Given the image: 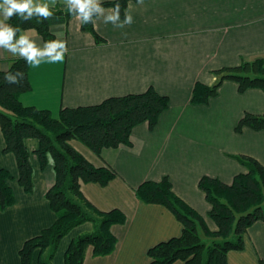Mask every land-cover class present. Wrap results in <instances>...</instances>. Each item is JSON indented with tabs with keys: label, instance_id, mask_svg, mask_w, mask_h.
<instances>
[{
	"label": "crops",
	"instance_id": "crops-1",
	"mask_svg": "<svg viewBox=\"0 0 264 264\" xmlns=\"http://www.w3.org/2000/svg\"><path fill=\"white\" fill-rule=\"evenodd\" d=\"M40 2L49 3L50 9L67 8L66 0H55V6L50 0ZM104 9L107 15L112 8ZM129 12L133 23L123 28L96 16L93 27L99 41L81 30L75 16L53 26L54 40L67 42L64 59L29 65L31 90L20 97L25 106L47 110L54 117L63 108L93 106L148 88L169 99L168 109L153 130L145 123L132 130L130 147L103 149L95 155L81 143L70 142L94 167L111 168L116 173L106 186L81 184L84 198L100 212L117 209L125 216L123 224L110 228L117 241L114 251L98 257L89 247L83 264H147L150 248L180 236L182 226L172 212L136 198L140 184L167 177L173 193L214 230L207 218L210 207L197 187L199 179L208 176L230 184L234 176L246 172L235 159L239 155L264 167V131H234L245 112L264 114L263 92L250 89L240 94L235 82L224 81L206 105L190 101L196 83L215 84L216 71L238 66L241 61L264 60V0H143V4L133 0L124 17ZM22 34L44 47L35 31H23L19 36ZM19 58L0 49V71L8 70ZM25 146L33 170L32 193L18 185L16 160L11 153H3L0 129V169L10 173L9 185L15 196L14 203L0 211V264H21L23 244L56 220L45 198L54 183L51 163L40 167L33 154L37 140L27 139ZM93 231L90 222L75 227L60 240L52 258L49 250L35 251L32 264H38V259L64 264L71 240ZM226 259L227 264L264 261V223L250 226L243 249L230 251Z\"/></svg>",
	"mask_w": 264,
	"mask_h": 264
},
{
	"label": "trees",
	"instance_id": "trees-1",
	"mask_svg": "<svg viewBox=\"0 0 264 264\" xmlns=\"http://www.w3.org/2000/svg\"><path fill=\"white\" fill-rule=\"evenodd\" d=\"M133 0H114L100 3L103 8H114L119 3L120 19L124 17L127 4ZM52 17L43 20L33 17L21 22L18 16L6 21L11 27H19L17 37L23 31L35 29L43 42L55 39L53 26L65 24L72 16L67 8L50 9ZM96 16L93 17V20ZM2 16H0V19ZM38 20L42 22L38 23ZM81 30L91 34L97 41L93 21L81 24ZM23 73L17 84H9L4 77L9 73ZM29 64L23 59L14 60L9 69L0 71V129L4 139L3 153H11L17 164V183L26 193L33 192V170L30 153L25 146L27 139H35L38 148L33 152L41 168L51 163L54 183L45 198L56 216L52 226L38 236L27 240L19 251L21 264H32L35 251L49 250V258L60 240L75 227L90 222L92 233L81 235L69 243L64 254V264H83L86 250L91 247L94 256L112 253L116 238L110 228L125 222L124 214L117 210L100 212L82 195L81 184L106 186L116 173L111 168H96L71 145L77 141L95 155L103 149L130 147L132 130L146 124L149 130L157 125L160 115L168 109L169 99L153 88L140 94H128L108 98L93 106L63 108L57 116L47 110L25 106L20 97L31 90ZM218 79L212 86L196 83L191 94L193 105H206L215 97L224 81L237 84L238 93L257 89L264 93V60L241 61L238 66L216 71ZM243 128L264 131V114L245 112L234 131ZM235 159L246 169L234 176L230 184L202 176L198 189L210 209L207 218L214 224L210 230L205 219L188 204L177 197L170 181L163 177L159 182L147 181L135 190L136 198L146 204H158L174 214L182 226L180 236L161 242L147 251V264H227L230 251L243 249L247 229L256 222L264 223V167L255 159L239 155ZM54 161V162H53ZM10 173L0 169V211L15 201L9 185ZM38 264H49L48 259H38ZM259 264H264L260 260Z\"/></svg>",
	"mask_w": 264,
	"mask_h": 264
},
{
	"label": "clouds",
	"instance_id": "clouds-1",
	"mask_svg": "<svg viewBox=\"0 0 264 264\" xmlns=\"http://www.w3.org/2000/svg\"><path fill=\"white\" fill-rule=\"evenodd\" d=\"M52 6H55V0H50ZM143 4V0H137ZM67 11L74 15L81 24L91 23L93 17H103L105 23H112L116 27L123 28L125 25H131L133 18L129 13L120 21V5L117 3L114 8L108 9L105 15V9L101 6L100 0H66ZM49 3H41L40 0H0V49L11 53L14 56L23 58L29 65L38 66L43 60L49 62L62 61L67 52V42L63 40H52L44 44V47H38L36 43L27 35H20L17 38L19 27L13 28L6 21L13 16H18L21 22L29 21L34 16L47 20L52 17ZM42 22L38 20V23ZM30 31H35L31 29ZM9 84H17L23 79V73L9 72L5 77ZM54 162V161H53Z\"/></svg>",
	"mask_w": 264,
	"mask_h": 264
},
{
	"label": "rangeland",
	"instance_id": "rangeland-1",
	"mask_svg": "<svg viewBox=\"0 0 264 264\" xmlns=\"http://www.w3.org/2000/svg\"><path fill=\"white\" fill-rule=\"evenodd\" d=\"M54 116V115H53Z\"/></svg>",
	"mask_w": 264,
	"mask_h": 264
}]
</instances>
